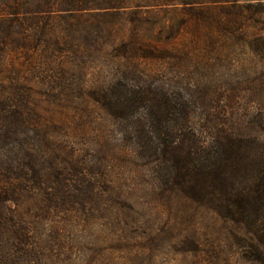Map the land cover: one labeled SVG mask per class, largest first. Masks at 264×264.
<instances>
[{
	"label": "rangeland",
	"instance_id": "rangeland-1",
	"mask_svg": "<svg viewBox=\"0 0 264 264\" xmlns=\"http://www.w3.org/2000/svg\"><path fill=\"white\" fill-rule=\"evenodd\" d=\"M90 5L70 48L61 41L70 38L68 27L58 22L52 27L45 49L54 47L55 36V53L39 66L55 76L63 68L62 80L53 86L43 77L34 81L24 96L30 126L0 142L1 149L18 154L19 142L34 155L49 149L45 162L55 165V172L48 165L40 170L41 188L33 190L30 171L23 178L29 192L15 209L32 224L34 239L42 243L54 229L55 237L76 245L53 264H66L64 259L67 264H264V221L256 229L220 219L180 195L160 198L162 178L170 174L160 160L157 134L152 136L156 156H139L129 119H112L91 95L94 88L113 91L112 98L123 104L140 87L163 92L172 104L178 99L190 107V123L205 146L222 145L230 136L243 141L248 160L264 161V0H91ZM31 36L32 31L29 45ZM139 44L159 53L139 57ZM20 56L25 62L32 55ZM145 114L139 110L136 117ZM90 185L97 192L93 204L85 194ZM52 189L55 211L47 200ZM61 190L69 196L62 197ZM8 205L0 210L7 212Z\"/></svg>",
	"mask_w": 264,
	"mask_h": 264
},
{
	"label": "trees",
	"instance_id": "trees-1",
	"mask_svg": "<svg viewBox=\"0 0 264 264\" xmlns=\"http://www.w3.org/2000/svg\"><path fill=\"white\" fill-rule=\"evenodd\" d=\"M90 4L91 0H0V72L3 73L0 75V142L27 127L25 109L28 104L24 96L34 89L32 83L40 77H43V83H47V86L58 85L62 80L63 68L55 76L52 70L44 71L39 66L44 64L42 60L49 58L50 52L55 53V36L52 39L54 47L45 49L50 45L52 27L57 22L68 27L65 28V34L70 38L67 41L61 38V41L68 42L65 47L70 48L77 27H84L89 17ZM30 31L33 40L30 41L31 45ZM139 46V57L149 58L159 53L152 47ZM262 50L264 59V47ZM26 54L32 55L31 60L20 62V55ZM112 86L115 84L109 85L107 89ZM132 92L133 97L123 104L112 98L110 93L113 91L94 88L91 95L97 106L112 119L123 122L129 119L135 140L134 152L139 156H156L152 136L157 134L161 146L160 160L170 174L168 179L162 178L164 187L159 197L171 201L174 194L180 195L196 204L200 203L220 219L259 229V222L264 221V205L254 202H264V161L258 156L252 157L257 158V161L248 160L250 155L242 145L243 141L230 136L222 145L217 144L212 148L205 146L190 123V107L178 99L172 104L167 94L141 87ZM139 110L146 111L141 119L136 117ZM176 114L178 117H175ZM26 144L18 143L20 154L17 149L14 152L8 147L1 149L3 146H0V208L9 204L7 212L0 210V264H30L32 256L38 258L36 264L38 261L53 264L52 259H60L65 254L66 258L69 257L76 245L58 233L55 237L54 229L50 237L47 236L41 243L37 238L34 239L32 224L16 212L15 207L21 205V200L29 192L23 180L27 171L31 172L33 190L41 188L40 170H44L45 165L55 172V165L45 162L49 149L48 152L34 155ZM38 165L41 166L39 169ZM77 188L74 190L80 192V188ZM62 190L59 191L62 197L69 196ZM85 190L86 197L93 204L96 190L92 186ZM51 192L47 194V200L53 204L55 211V189ZM44 256H48V259ZM61 262L58 260L56 264Z\"/></svg>",
	"mask_w": 264,
	"mask_h": 264
}]
</instances>
